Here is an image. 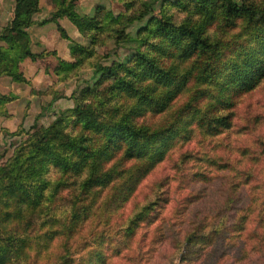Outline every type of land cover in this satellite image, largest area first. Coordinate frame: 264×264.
Wrapping results in <instances>:
<instances>
[{"label":"trees","instance_id":"16d2710c","mask_svg":"<svg viewBox=\"0 0 264 264\" xmlns=\"http://www.w3.org/2000/svg\"><path fill=\"white\" fill-rule=\"evenodd\" d=\"M50 1L39 23L68 39L66 18L87 41L68 39L54 84L82 68L96 78L47 126L40 111L26 130H1L24 138L0 163V264H205L215 252V264H264V111L246 109L236 125L241 100L264 87V0H160L157 15L151 2L124 0L116 17L101 3L80 15L77 0ZM37 11L38 0H13L0 28L10 81L26 82L24 59L55 54L31 50ZM147 13L134 53L101 64L95 47L129 40L126 26ZM16 98L0 93V108ZM195 132L215 139L212 154L184 146ZM196 161L207 168L191 170Z\"/></svg>","mask_w":264,"mask_h":264},{"label":"crops","instance_id":"0c3cea01","mask_svg":"<svg viewBox=\"0 0 264 264\" xmlns=\"http://www.w3.org/2000/svg\"><path fill=\"white\" fill-rule=\"evenodd\" d=\"M12 1L13 0H0V28L4 26L11 17ZM116 1L117 0H77L74 9L76 13L80 15L90 14L95 4H107L111 7V4H114L113 2ZM52 11L53 6L49 0H38V11L32 15L33 23L27 28L31 45L30 47L33 52H40L43 50L55 51L54 55L48 54L47 56L34 61L24 59L20 63L22 75L31 83L34 89H42L46 82L55 80V76L52 73V68L56 62L55 55L61 59H67L68 39L78 42L81 38L76 28L66 18L59 19L58 23L64 30L68 39L60 36L53 22L39 23L41 20L48 18ZM64 86L65 84L58 83V85L53 88V92L56 90L60 93L59 91H62ZM25 87L26 86L22 83H15L10 81L6 76H0V93L6 94L12 91L19 97L17 104L10 102L9 104L4 105L2 109L0 108L2 111H7V113L10 114L9 117H0V134L3 130L12 132L19 125L23 127L24 108L21 109V114H19L14 108L15 106L20 105L21 100L27 103V108H29L27 109V112H42L41 115L37 117V120L46 117L47 114L52 116L54 112L62 109V107L69 106V101L64 98L65 93H63L62 97H57L52 101L51 95L47 94L42 97L40 96V99L34 95H30L29 89H26L27 87ZM42 98H44V100ZM38 99L40 100V103L37 106ZM32 101H35L36 105Z\"/></svg>","mask_w":264,"mask_h":264},{"label":"rangeland","instance_id":"374dc122","mask_svg":"<svg viewBox=\"0 0 264 264\" xmlns=\"http://www.w3.org/2000/svg\"><path fill=\"white\" fill-rule=\"evenodd\" d=\"M123 1L124 0H117L116 2H113L114 4H111V7L108 6L107 4H105V6L110 10V14L112 16L116 17L122 12ZM144 1L152 3L153 14L157 15V10H158L157 7H158V3L160 0H144ZM150 15H151V13H147L141 20L131 21L126 26L125 31L127 32L128 37L130 38L129 40L124 41V42H120L118 45L114 44L113 41L110 40L103 45L95 47V52L100 56L99 62L101 64H109L111 61H119V62L126 61L129 58V56L134 53L135 48L137 47V43L134 40L135 31L140 26H142L144 24L145 20ZM80 37L81 38L78 41V43L86 45L87 41L85 40V38H83L81 35H80ZM75 42H77V41H75ZM68 44H69V40L67 42V56H68V58L64 59V60H70ZM49 51H54V50H49ZM55 57H57V56L55 55ZM35 60H38V59H35ZM32 61H34V60H32ZM19 69H20V65H19ZM95 78H96V75L92 74L91 69L82 68V69H79L77 71V74L74 78H72L66 82H60V83L65 84V86L63 87L62 91H59L60 92L59 94L62 97L63 93H65L66 95L64 94V98L69 101V106L68 107H62V109L69 108L72 106L71 93L74 91V89L76 90L79 86L84 85L86 82L91 83ZM15 83L24 84L27 87V88L26 87L25 88L29 89L30 95H34L35 97L40 98V96L42 97L44 95H47V93H44L45 90H47V87L49 88V86H51L55 82L54 81L46 82L43 85L42 89H34L28 80H26V82H15ZM57 85H58V83L54 84L51 87L52 92H53V88L56 87ZM54 92L58 93L56 90H54ZM10 93L13 95H16L12 91ZM6 94H8V93H6ZM16 97L17 98L15 100L11 101L14 104L18 103L17 101H18L19 97L17 95H16ZM42 99L44 100V98H42ZM241 101L242 102L240 103L239 107L237 108L238 116H237V120H236V125H240L242 123L243 118L245 117L246 109L250 108L251 109L250 111H252V112L264 111V87L261 86L258 90L252 92L250 95H248L245 99H243ZM32 102L36 105L35 101H32ZM9 103H7V104H9ZM39 103H40V100L38 101L37 106L39 105ZM27 107H28L27 103H25L23 100L20 101V105L14 107L19 114H21V109L24 108V111H23V113H24L23 127L19 125L20 128H22L24 130L28 129V127L33 123L35 116L37 115V112L33 113L34 111L27 112V109H29ZM1 109H2V107H1ZM62 109H60V110H62ZM6 113H7V111H6ZM159 117L160 116H156L153 119L157 120V119H159ZM51 119H52V116L50 114L49 115L47 114V116L44 118L42 117L39 120L36 119V122L40 126H47L48 123L51 121ZM260 129L261 130L264 129V122L261 125ZM14 131H12V132H14ZM258 133H260V132H258ZM230 137H231V135L228 136L227 142H228V139H230ZM22 138H24V136H12L9 134L6 135L4 133L0 134V163L3 162L11 154L12 148ZM199 140H200V135H199V133L195 132L184 146L185 147L189 146L191 148H194V150L195 149L197 150L199 148L198 150L204 151L205 153H207L209 155L212 154L211 153L212 150L210 148V144H211L210 142L212 140H215V139H209V141L207 139H205V141H203V142H201ZM197 141H199L200 144L197 145L196 144ZM200 157L205 158V155L201 154ZM204 166H205V168H207V165L205 164V162L196 161L195 168L191 169V170H203ZM260 169H261V175H260L259 181L264 183V160L262 162V165H260ZM160 175H161V169H158V168L155 169L151 174H149V176L141 183L140 187L136 191L135 196L133 197L134 200H141L143 197V193L147 190V187H148V184L150 183V181L159 177ZM215 256H216V252H215L214 257L208 258V260L205 262V264H207V263L208 264H215V263H212ZM113 261H115V260H113ZM111 262H110V264H115V263H111ZM131 263H133V262H131ZM135 264H144V263L141 261L139 263L136 262Z\"/></svg>","mask_w":264,"mask_h":264}]
</instances>
